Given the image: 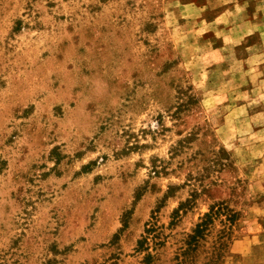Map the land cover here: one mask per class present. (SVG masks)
<instances>
[{
  "label": "rangeland",
  "instance_id": "374dc122",
  "mask_svg": "<svg viewBox=\"0 0 264 264\" xmlns=\"http://www.w3.org/2000/svg\"><path fill=\"white\" fill-rule=\"evenodd\" d=\"M0 264H264V0H0Z\"/></svg>",
  "mask_w": 264,
  "mask_h": 264
},
{
  "label": "crops",
  "instance_id": "0c3cea01",
  "mask_svg": "<svg viewBox=\"0 0 264 264\" xmlns=\"http://www.w3.org/2000/svg\"><path fill=\"white\" fill-rule=\"evenodd\" d=\"M249 21L250 20H245V21H241L240 23H238L237 25H236V27H243L244 25L245 26H248V23H249ZM244 26V27H245ZM254 31H256V28H251L250 30L249 29H247L246 30V32L243 34V32H242V35L240 36V37H242V38H244L245 36H250V34H252Z\"/></svg>",
  "mask_w": 264,
  "mask_h": 264
}]
</instances>
